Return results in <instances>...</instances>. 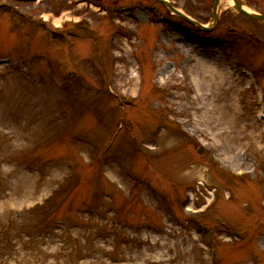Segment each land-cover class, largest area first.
I'll list each match as a JSON object with an SVG mask.
<instances>
[{"label":"rangeland","instance_id":"rangeland-1","mask_svg":"<svg viewBox=\"0 0 264 264\" xmlns=\"http://www.w3.org/2000/svg\"><path fill=\"white\" fill-rule=\"evenodd\" d=\"M74 1L0 0V56L33 80L0 61V264H264V23L232 0L209 31L189 26L215 0H168L192 23L159 0H106L127 18Z\"/></svg>","mask_w":264,"mask_h":264},{"label":"water","instance_id":"water-1","mask_svg":"<svg viewBox=\"0 0 264 264\" xmlns=\"http://www.w3.org/2000/svg\"><path fill=\"white\" fill-rule=\"evenodd\" d=\"M220 0H216L215 2V5H214V10H213V15H212V18L213 20H216L217 19V8H218V4H219ZM235 2V8L236 10L241 13L242 15L252 19V20H258V21H263L264 22V16L262 15H258V14H251L247 11H245L243 8H242V5H241V2L240 0H234ZM167 5V4H166ZM168 6V5H167ZM169 7V6H168Z\"/></svg>","mask_w":264,"mask_h":264},{"label":"bare ground","instance_id":"bare-ground-1","mask_svg":"<svg viewBox=\"0 0 264 264\" xmlns=\"http://www.w3.org/2000/svg\"><path fill=\"white\" fill-rule=\"evenodd\" d=\"M229 3H230V1H229ZM232 4H233V1H232ZM214 76V75H213Z\"/></svg>","mask_w":264,"mask_h":264}]
</instances>
